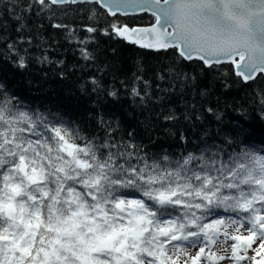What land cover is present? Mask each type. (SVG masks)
I'll use <instances>...</instances> for the list:
<instances>
[{"label": "trees", "instance_id": "16d2710c", "mask_svg": "<svg viewBox=\"0 0 264 264\" xmlns=\"http://www.w3.org/2000/svg\"><path fill=\"white\" fill-rule=\"evenodd\" d=\"M154 23L0 0V264H167L195 247L216 264L227 219L264 264V74L114 33Z\"/></svg>", "mask_w": 264, "mask_h": 264}, {"label": "water", "instance_id": "95a60500", "mask_svg": "<svg viewBox=\"0 0 264 264\" xmlns=\"http://www.w3.org/2000/svg\"><path fill=\"white\" fill-rule=\"evenodd\" d=\"M53 5L97 4L110 17L150 15L149 26L122 25L114 33L149 51L176 49L187 61L207 67L231 64L249 83L264 74V0H50ZM26 177L28 167L21 161ZM15 209L9 207L7 214ZM252 239H242L244 253Z\"/></svg>", "mask_w": 264, "mask_h": 264}, {"label": "rangeland", "instance_id": "374dc122", "mask_svg": "<svg viewBox=\"0 0 264 264\" xmlns=\"http://www.w3.org/2000/svg\"><path fill=\"white\" fill-rule=\"evenodd\" d=\"M64 150L69 153L72 152V148H67ZM259 163L260 167H262L260 180L261 183L264 184V161L260 160ZM258 218L263 219L264 212L262 213V215H258ZM221 223L224 224V234L222 235V240L218 241L215 244L212 251V256L218 259L216 264H246L247 261H249L248 264H251L250 259L252 258L253 254L257 251V244H255V241L252 237H249L248 227L241 223V221H233L231 219L222 220ZM141 225V222L138 220L137 224H135V233L131 234L134 238L136 237V239L139 238V236L141 235L140 233H142L140 228ZM247 238L253 240V245L252 249H249L248 253L245 254L240 246V241L242 239ZM111 246L112 239L108 240L106 244H104V247L108 249H111ZM199 250L200 249L196 247L186 248L182 250H168L166 252L165 259L168 262L167 264H212L211 259L208 258L207 255H199ZM238 251H240L241 254L246 257L247 261L241 262V260H236L242 258L240 256L241 254H238Z\"/></svg>", "mask_w": 264, "mask_h": 264}]
</instances>
